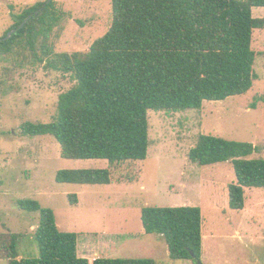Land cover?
Here are the masks:
<instances>
[{
    "label": "trees",
    "instance_id": "trees-1",
    "mask_svg": "<svg viewBox=\"0 0 264 264\" xmlns=\"http://www.w3.org/2000/svg\"><path fill=\"white\" fill-rule=\"evenodd\" d=\"M113 22L87 53H56L54 31L66 17L56 1L37 3L15 14L23 29L0 41V62L9 74L30 66L72 75L76 84L61 94L50 123L26 122L21 135L53 136L67 160H105L110 169L62 170L60 184L113 183V171L145 161L150 146L148 112L200 111L205 102L247 94L258 80L255 32L264 19L253 9L264 0H111ZM41 10V11H40ZM264 98H256L252 108ZM253 144L200 135L189 152L199 166L231 162L237 178L229 207L246 208L245 189H264V159H247ZM77 204L76 195L70 196ZM20 211L39 214L34 233L39 255L19 259L18 236L12 235L8 264H156L153 259L79 257L78 234L61 232L51 209L35 200L17 203ZM146 235L162 238L173 261L202 264L203 216L200 208L142 209Z\"/></svg>",
    "mask_w": 264,
    "mask_h": 264
},
{
    "label": "rangeland",
    "instance_id": "rangeland-1",
    "mask_svg": "<svg viewBox=\"0 0 264 264\" xmlns=\"http://www.w3.org/2000/svg\"><path fill=\"white\" fill-rule=\"evenodd\" d=\"M47 0H0V39L14 25V15ZM66 14L50 40L56 53H87L109 31L111 0H55ZM264 19V8L253 9ZM258 80L245 95L205 102L200 111L148 112L150 146L145 161L113 171V183L60 184L62 170L110 169L105 160H67L53 136L21 135L26 122L50 123L59 96L76 81L72 75L30 66L9 74L0 62V264H8L12 235L18 236L19 259L39 255L34 241L39 214L20 211L17 203L35 200L54 211L61 232L80 235L78 253L96 259L173 261L165 241L146 235L145 207H197L203 216L202 264H264V189H245L246 208L229 207V186L237 183L231 162L199 166L189 152L200 135H212L257 147L247 159H264V30L255 32ZM76 195L77 204L70 196Z\"/></svg>",
    "mask_w": 264,
    "mask_h": 264
},
{
    "label": "water",
    "instance_id": "water-1",
    "mask_svg": "<svg viewBox=\"0 0 264 264\" xmlns=\"http://www.w3.org/2000/svg\"><path fill=\"white\" fill-rule=\"evenodd\" d=\"M52 1H54V0H47L45 6L48 5V4H50ZM40 11H41V10H40ZM30 19H31V17H28L27 20H25V21H24V22H23L18 28L11 30V31L8 33L7 37L4 38V39H0V41H2V40H5V41L9 40V39L12 37V35L16 34L19 30L23 29V27L25 26V24H26Z\"/></svg>",
    "mask_w": 264,
    "mask_h": 264
},
{
    "label": "crops",
    "instance_id": "crops-1",
    "mask_svg": "<svg viewBox=\"0 0 264 264\" xmlns=\"http://www.w3.org/2000/svg\"><path fill=\"white\" fill-rule=\"evenodd\" d=\"M79 248V247H78ZM78 254H80V253H78ZM80 257V256H79Z\"/></svg>",
    "mask_w": 264,
    "mask_h": 264
}]
</instances>
